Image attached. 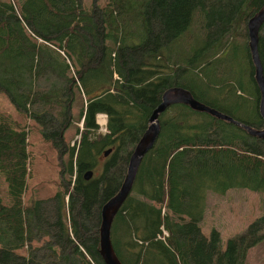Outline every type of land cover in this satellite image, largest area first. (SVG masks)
I'll return each mask as SVG.
<instances>
[{"label": "trees", "instance_id": "16d2710c", "mask_svg": "<svg viewBox=\"0 0 264 264\" xmlns=\"http://www.w3.org/2000/svg\"><path fill=\"white\" fill-rule=\"evenodd\" d=\"M263 6L264 0H93L89 7L84 0H0V92L58 149L63 174L55 195L25 203L29 129L1 110L0 174L9 202L0 195V264H105L102 208L120 190L170 87L263 128L248 32ZM258 49L264 73V24ZM100 113L108 116L106 133L99 132ZM160 123L113 222L118 258L246 264L264 240V216L226 248L201 223L208 192L264 191V139L183 103L162 113ZM74 126L80 140L72 145L67 133ZM88 170L99 173L86 179Z\"/></svg>", "mask_w": 264, "mask_h": 264}, {"label": "rangeland", "instance_id": "374dc122", "mask_svg": "<svg viewBox=\"0 0 264 264\" xmlns=\"http://www.w3.org/2000/svg\"><path fill=\"white\" fill-rule=\"evenodd\" d=\"M92 1L84 0L85 6L89 7ZM1 110L12 113L16 120L22 122L29 129L28 141L32 158V174L28 180L25 203L29 205L33 200L55 195L62 188L61 180L63 178L62 159L58 149L44 139L41 128L34 119L23 117L17 112L15 106L3 92H0ZM75 110L77 112V109ZM78 125L82 127V123H78ZM76 132L74 126L67 133V138L71 139L69 142L72 145L80 138ZM68 159V156L64 155V161L67 162ZM98 173L99 170L94 171V174ZM0 195L7 204L9 202L8 185L2 174H0ZM262 216H264V191L247 188H234L225 194L210 191L207 195L206 213L201 223L202 231L208 237L217 231L222 246L226 248L229 238L246 231L253 221ZM18 251L22 254L26 253L25 248H20ZM246 264H264V240L250 249Z\"/></svg>", "mask_w": 264, "mask_h": 264}, {"label": "water", "instance_id": "95a60500", "mask_svg": "<svg viewBox=\"0 0 264 264\" xmlns=\"http://www.w3.org/2000/svg\"><path fill=\"white\" fill-rule=\"evenodd\" d=\"M263 24L264 6L248 22L249 46L256 66V79L262 95L261 113L264 118V73L258 49L259 34ZM178 103L186 104L196 111L207 112L218 118L233 122L237 126L247 130L251 135L258 136L264 139V127L258 129L251 125L235 120L231 116L198 101L186 88L174 86L167 89L162 96L161 103L155 108L152 116L150 117V125L148 129L141 137L131 156L128 172L122 187L117 194H115L104 204L102 208V221L100 228V254L105 264H123L118 258L112 242V226L114 219L123 206L124 202L126 201L127 197L133 190L143 158L155 146L159 138L161 131L160 115L164 113L169 107ZM110 153L111 149L105 152V156H109ZM93 174L94 172L92 170H88L85 178L90 179Z\"/></svg>", "mask_w": 264, "mask_h": 264}, {"label": "built area", "instance_id": "2783aa9c", "mask_svg": "<svg viewBox=\"0 0 264 264\" xmlns=\"http://www.w3.org/2000/svg\"><path fill=\"white\" fill-rule=\"evenodd\" d=\"M107 122H108V116L106 114H101L97 117V123L99 124V132L101 133L107 132Z\"/></svg>", "mask_w": 264, "mask_h": 264}, {"label": "crops", "instance_id": "0c3cea01", "mask_svg": "<svg viewBox=\"0 0 264 264\" xmlns=\"http://www.w3.org/2000/svg\"><path fill=\"white\" fill-rule=\"evenodd\" d=\"M101 114H104V113H100V114H98L97 117H98L99 115H101Z\"/></svg>", "mask_w": 264, "mask_h": 264}, {"label": "bare ground", "instance_id": "6f19581e", "mask_svg": "<svg viewBox=\"0 0 264 264\" xmlns=\"http://www.w3.org/2000/svg\"><path fill=\"white\" fill-rule=\"evenodd\" d=\"M136 182V181H135ZM101 221H102V215H101Z\"/></svg>", "mask_w": 264, "mask_h": 264}]
</instances>
